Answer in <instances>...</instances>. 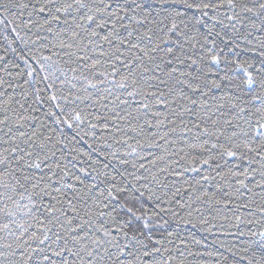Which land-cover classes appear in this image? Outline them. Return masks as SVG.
Returning <instances> with one entry per match:
<instances>
[{
  "label": "snow or ice",
  "instance_id": "1",
  "mask_svg": "<svg viewBox=\"0 0 264 264\" xmlns=\"http://www.w3.org/2000/svg\"><path fill=\"white\" fill-rule=\"evenodd\" d=\"M236 7V0H0L5 30L9 13L27 14L12 20L23 47L5 35L0 55V264H173V241L154 230L168 228L160 213H178H150L145 200L172 204L189 193L192 204L179 207L189 209L185 227L198 229L210 221L191 219L201 211L196 201L251 210L264 199V51L240 60L248 49L214 38L209 45L219 35L210 29L201 43L186 15L201 24ZM243 10L264 17V0ZM21 28H35L36 38ZM198 154L199 166L188 162ZM217 177L230 189L221 186V198L190 192ZM170 185L166 199L159 190ZM257 235L248 264H264V231ZM17 249L20 260H10Z\"/></svg>",
  "mask_w": 264,
  "mask_h": 264
},
{
  "label": "trees",
  "instance_id": "2",
  "mask_svg": "<svg viewBox=\"0 0 264 264\" xmlns=\"http://www.w3.org/2000/svg\"><path fill=\"white\" fill-rule=\"evenodd\" d=\"M204 2H208V0H204ZM212 2H217V0H212ZM257 3L260 0H256ZM253 0H236V4L239 7H236L233 10H229L227 8L220 9L216 12H210L209 15L212 17L209 19L208 17H201L203 23L195 24L193 20V13L188 11L186 13L188 20L192 21V25L190 26L189 32L191 35L196 37V40L203 42L205 35L210 29L214 34L219 33L218 36L214 35V37H209V45H211V40L214 38L218 45L223 46V40H231L238 47H243L248 49V51L241 53L239 59L243 60L245 57L251 58L254 52L264 51V48H261V45L264 44V17L261 16H253L243 10V6H252ZM16 12V9L12 10ZM235 12L236 17L233 21H229L226 17L232 16ZM199 16V13L195 14ZM0 20H4V17H0ZM12 20H15L16 23H21V21L27 20V14L25 13L22 17L13 16L12 13L8 14V20L6 21L7 30H5V23H0V55L5 54L3 49L6 47L8 41L12 42V47L16 48L18 51L23 47L19 40L16 38V32L13 31L14 24ZM218 20H222L223 23H217ZM227 25V27L225 26ZM234 25V27H233ZM183 26V25H182ZM62 27V26H57ZM19 34L27 38L31 36L32 39L36 37L33 33L36 31L35 28L32 29V32H28L27 29H18ZM249 33H251L249 35ZM8 36V41L4 40V36ZM41 35H48L47 33L42 32ZM35 50V45H29ZM199 47V45H198ZM26 50V49H25ZM227 51V49H226ZM45 55L48 53L45 52ZM229 56H232L231 53H228ZM6 58L9 60L14 59V55L11 52V49L7 50ZM101 66L99 67V71H104L106 67H108V63L105 58L100 57ZM236 59V57H233ZM214 77H210L213 79ZM118 79V77H117ZM219 92H217V96ZM47 105H45V110H47ZM33 115H39V113H32ZM129 135H132L129 133ZM135 141H130V143H134ZM163 143V141H161ZM179 147H185L184 144L178 142ZM115 147L120 148L123 151V147L120 145H115ZM153 151L159 154L160 149L147 150ZM185 151L187 148L185 147ZM206 155V154H205ZM201 156L198 154L194 157H189L188 162H195L196 166H199V160ZM151 159V157H149ZM174 159H179V157H174ZM181 164H184V161H180ZM221 163H224L221 161ZM230 165L225 166V172ZM258 167V165H255ZM129 172L135 171V169L131 168V166H126ZM174 167H179L174 165ZM244 167V165H241ZM143 170H141V173ZM141 173H137V175H141ZM146 175V173H144ZM204 175H208L209 173L205 171ZM215 175V172L212 173ZM195 173H185V176L191 177L195 176ZM243 177H241L242 179ZM258 178V177H257ZM119 179V177H118ZM131 179V177H129ZM173 180L172 177H167V181L171 182ZM217 181H219V177H217ZM214 181L211 184H204L202 187L198 189H191L192 191H197L202 193L207 191L210 195H213L214 199L221 198V191H218L222 187V191H230L227 187V184L223 181ZM192 183H195L192 181ZM184 187H189L185 185ZM161 193L167 192L168 196L166 199L171 198V194L174 191V188L169 186L167 189H160ZM259 192V189H256ZM55 194V193H54ZM19 199V197H17ZM47 199V198H46ZM194 199V197H193ZM243 199L247 200L248 195L243 197ZM256 203L252 205V209H237L235 204H231L228 209H223L219 205L212 204L209 206V203L205 199V202L201 204L199 201H196L193 204V209L199 207L201 209L200 212L193 211L191 219L199 221L201 217H206L210 221L208 225H203L200 227L198 224V229H192L190 225L185 227L184 221L189 219L188 212L189 209L187 207L180 208L179 204H192V199H189V193H183L182 198L177 197L176 201H173L172 204L164 203L160 204L159 202L153 201L149 203L145 200L146 210L148 212H159L160 207L169 208L171 207L174 211L178 213L177 216H171L166 213H160V217H157L158 223H163L164 220L168 221V228L154 230L155 236L154 238L162 239L167 243L168 239H171L173 243L168 245L172 249L171 256L173 258V264H180L183 261V264H248L249 259L253 256L255 252L258 251V243L260 242V237L252 236L253 232L259 233L264 231V216L260 214L259 208L264 207V199L260 197H256ZM0 207H3L0 205ZM9 208L14 207L11 202H9ZM219 209V210H218ZM109 209H104V212L107 213ZM236 216H240L243 222L237 224ZM3 217V213L0 212V218ZM177 221H179V226L177 225ZM14 227V225L12 226ZM205 228H210V231H204ZM168 231H173L177 233L172 237H168ZM162 233V235H161ZM4 238V233L0 232V242H2ZM8 242L12 241V237L8 236ZM195 240H200L201 244L196 245ZM184 243L188 244V248L184 247ZM207 245V248L203 247V245ZM15 247V245H14ZM189 249L192 251V255L189 254ZM211 252L212 255H208ZM195 253H203V255L195 254ZM165 255H169L166 253ZM240 257H244V259H240ZM227 258V259H225ZM10 260L19 261L20 260V250L17 249L16 254L14 256L9 257Z\"/></svg>",
  "mask_w": 264,
  "mask_h": 264
}]
</instances>
